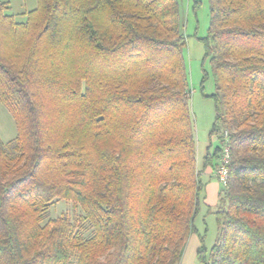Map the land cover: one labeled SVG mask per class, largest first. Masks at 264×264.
<instances>
[{"label": "trees", "instance_id": "1", "mask_svg": "<svg viewBox=\"0 0 264 264\" xmlns=\"http://www.w3.org/2000/svg\"><path fill=\"white\" fill-rule=\"evenodd\" d=\"M215 92L197 142L177 0H0V264H179L228 148L217 237L199 264H264V0H209ZM216 158V161H214ZM73 212L52 217L50 207Z\"/></svg>", "mask_w": 264, "mask_h": 264}, {"label": "rangeland", "instance_id": "2", "mask_svg": "<svg viewBox=\"0 0 264 264\" xmlns=\"http://www.w3.org/2000/svg\"><path fill=\"white\" fill-rule=\"evenodd\" d=\"M8 3L6 12L12 14L17 22H25L28 13L36 8L38 0H1ZM186 36L184 58L187 65L190 87V108L194 122L197 142V165L201 169L204 157L209 150L214 152L220 145L217 137L211 135L215 117L213 99L215 83L211 71L210 58L206 56L204 44L200 38L205 37L209 27V0H177ZM17 135L16 123L6 107L0 104V137L6 142ZM216 161V158H214ZM203 180L205 177L203 176ZM220 184V183H219ZM74 206L69 201L59 200L50 207L52 217L62 212H73ZM215 207L208 206L202 199L199 211L194 220L195 232L189 236L186 250L197 252L200 247V235L204 236V244L210 250L217 237ZM196 241V247L194 242Z\"/></svg>", "mask_w": 264, "mask_h": 264}, {"label": "crops", "instance_id": "3", "mask_svg": "<svg viewBox=\"0 0 264 264\" xmlns=\"http://www.w3.org/2000/svg\"><path fill=\"white\" fill-rule=\"evenodd\" d=\"M203 176L205 177V181L207 180L204 187V201L208 206L215 207L218 202V193L221 185L219 184L215 176V171H213L212 168L208 167ZM194 245V247H196V241L194 242ZM195 251L197 250H194V248L192 250L191 248L188 252L185 248L179 264H196Z\"/></svg>", "mask_w": 264, "mask_h": 264}, {"label": "built area", "instance_id": "4", "mask_svg": "<svg viewBox=\"0 0 264 264\" xmlns=\"http://www.w3.org/2000/svg\"><path fill=\"white\" fill-rule=\"evenodd\" d=\"M228 163H229V152H228V148L225 147L224 155L221 158V161H220V164L217 170L215 171V176L221 186H225L228 181V174H229L228 167H227Z\"/></svg>", "mask_w": 264, "mask_h": 264}]
</instances>
